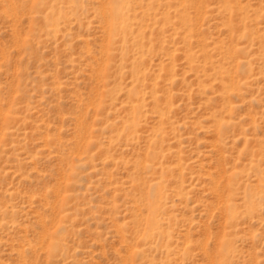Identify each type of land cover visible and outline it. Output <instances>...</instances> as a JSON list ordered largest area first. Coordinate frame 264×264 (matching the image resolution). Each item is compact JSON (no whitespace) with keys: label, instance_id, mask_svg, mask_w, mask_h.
Segmentation results:
<instances>
[{"label":"rangeland","instance_id":"rangeland-1","mask_svg":"<svg viewBox=\"0 0 264 264\" xmlns=\"http://www.w3.org/2000/svg\"><path fill=\"white\" fill-rule=\"evenodd\" d=\"M125 2L0 0V264H264V0Z\"/></svg>","mask_w":264,"mask_h":264},{"label":"bare ground","instance_id":"bare-ground-1","mask_svg":"<svg viewBox=\"0 0 264 264\" xmlns=\"http://www.w3.org/2000/svg\"><path fill=\"white\" fill-rule=\"evenodd\" d=\"M116 4L118 5L117 8H116ZM125 4H126L125 0H114L113 19L115 20L116 26L122 28L123 31H124V28L126 29V26L124 25L125 21H126V16H125V13L123 11H121L119 6H121V5L123 6ZM53 15H54L53 13L49 14L48 22H49V18H51ZM50 25H52V23H50ZM126 31H127V29H126ZM120 33H121V31H120ZM156 206H157V204L154 205V209H153L154 213L157 211ZM156 224H157V221H156V216H155L152 218L151 225H150V227H151L150 231H156V229H158Z\"/></svg>","mask_w":264,"mask_h":264}]
</instances>
